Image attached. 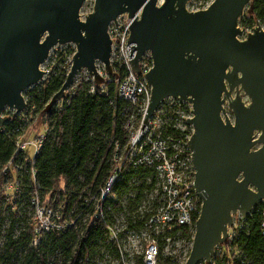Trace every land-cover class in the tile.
Instances as JSON below:
<instances>
[{
  "label": "water",
  "instance_id": "95a60500",
  "mask_svg": "<svg viewBox=\"0 0 264 264\" xmlns=\"http://www.w3.org/2000/svg\"><path fill=\"white\" fill-rule=\"evenodd\" d=\"M83 1L0 0V126L5 107H26L22 91L43 77L40 65L55 44L74 42L75 50L45 111L65 95L79 69L103 82L95 61L111 72L108 24L128 12L132 69L139 70L146 50L153 59L145 72L151 95L142 125L168 96L192 105L187 142L201 205L185 264L209 260L214 244L226 237L231 213L246 215L264 199V28L256 20L244 39L238 37L250 0H212L195 10L186 8L188 0H94L82 19Z\"/></svg>",
  "mask_w": 264,
  "mask_h": 264
},
{
  "label": "built area",
  "instance_id": "2783aa9c",
  "mask_svg": "<svg viewBox=\"0 0 264 264\" xmlns=\"http://www.w3.org/2000/svg\"><path fill=\"white\" fill-rule=\"evenodd\" d=\"M211 1H205L197 9L207 7ZM115 20L116 23L111 20L107 28L111 39V72L105 69L102 61H95L98 73L104 78L99 84L102 88H106L107 82H115L118 97L128 104L122 110L124 119L126 118V121H123L125 126H131L136 120L139 121L135 129V140L138 142L136 153L133 161L129 162L132 171L140 167L151 168L153 173L147 175L145 180L151 182L153 176L155 181L153 186L145 187L141 191L139 199L141 203L138 200L137 187L135 194L128 193L138 202L133 207H127L120 201L117 194L119 191H113L115 179L123 173L119 164L103 185L91 194H86L85 208L81 211L87 212L85 221L93 214L106 224L107 234L101 243L111 245L117 252L120 250V239H123L126 242L125 249L137 253L139 264H185L192 246L195 219L199 215L201 205V197L193 183L195 168L191 158L192 150L187 142L193 131L192 125L186 121V117L192 116L190 111L192 105L186 99L168 96L142 125L151 95V85L147 83L145 72L152 67L153 59L150 51L146 50L138 61L139 70L132 69L128 60L132 58L130 53L132 43L127 42L130 33L128 25L132 17L128 16V12H122ZM249 31L252 29L238 37L244 39ZM43 70L46 75L48 69ZM85 79L92 81L89 90L94 92L97 82L94 81L93 76L88 74ZM226 106L225 103V112ZM7 109L12 110L11 114H4L7 118L15 115L19 118L16 129L21 131V134L15 142L16 151H24L30 144L33 158L46 139L47 130L44 129L43 132L28 137L29 135L25 133L29 121L27 105L21 111L9 107ZM229 117L233 119L232 112ZM6 172V167H3V173ZM35 172V168H32L31 173L35 174ZM32 201L36 205L32 244H37L45 231H64L71 226L72 208L66 216H63L64 202L48 205L42 203L38 195L34 196ZM256 206L260 207L259 230L264 235V199H260ZM121 207L127 209L126 215L120 214ZM254 207L246 215L239 210L232 212V220L226 224L224 240L214 244L209 260L203 258L196 264H264V250L262 258L257 260L248 255L245 249L250 232L248 215Z\"/></svg>",
  "mask_w": 264,
  "mask_h": 264
},
{
  "label": "trees",
  "instance_id": "16d2710c",
  "mask_svg": "<svg viewBox=\"0 0 264 264\" xmlns=\"http://www.w3.org/2000/svg\"><path fill=\"white\" fill-rule=\"evenodd\" d=\"M248 13L252 20L264 23V0H250ZM239 18L242 20V16ZM65 75L64 71L46 77L41 88L27 100V110H40L51 116L53 109L45 111L43 108L59 89ZM91 84L90 79L79 78L73 92L67 93L65 99L57 104L46 139L33 158L28 150L15 149L16 139L21 134L16 129L18 115L7 118L0 126V233L6 212L10 207L13 208L10 227L0 251V264H11L13 259L17 260V264H50L48 256L57 247L63 252L66 264H93L90 256L97 252L107 234L104 221L93 214L82 224L77 237L72 233L71 226H68L64 231H45L39 242L32 244V218L17 236L12 233L14 223L19 218L18 201L23 189L28 187V195L32 200L38 195L40 201L48 205L64 202L63 216H66L74 203L84 210L85 187L91 192L96 191L120 163L113 161L111 165L116 153L114 142L125 140L122 110L128 104L118 97L114 81L107 82L106 88L96 83L94 92L89 90ZM168 131L176 133L171 129ZM3 167L7 169L6 173H3ZM121 167L124 171L115 179L113 191L127 192L133 173H139L142 180L137 185L139 200L141 191L154 184L153 176L151 182L145 180L147 175L153 173L152 169L140 167L132 171L127 158L121 162ZM32 168H35V174L31 173ZM18 173H26L28 180L23 182ZM7 177H11L17 187V180L20 179L19 192L15 187L12 196L1 187ZM260 216V207L255 206L248 215L250 232L245 244L248 255L257 260L262 258L264 250V235L259 230ZM184 230L188 233L186 228Z\"/></svg>",
  "mask_w": 264,
  "mask_h": 264
},
{
  "label": "rangeland",
  "instance_id": "374dc122",
  "mask_svg": "<svg viewBox=\"0 0 264 264\" xmlns=\"http://www.w3.org/2000/svg\"><path fill=\"white\" fill-rule=\"evenodd\" d=\"M160 1V0H159ZM207 0H188L186 3V8L188 10H195L197 9L202 3H204ZM94 5V0H84L81 7H80V17L82 19L85 18V15H87L88 12L92 11ZM242 20L238 21L239 27L242 29V33L239 35L240 37L245 35V32L249 29H252L257 22L264 27V23L260 22L259 20L256 22V20H252L248 13V4L244 7L243 13H242ZM75 49V43L74 42H65V43H59L55 44L51 49L46 57V59L43 61V63L40 65L42 69H48V72L46 75H44L40 80L34 82L33 84L27 86L23 91V96L25 98V101L33 95V93L41 88V85L43 84V81L46 77L49 75L58 74L59 72L65 73L69 69V65L71 62V50ZM62 53L63 56L60 57V54ZM88 75L85 68H81L78 70L74 81L72 85L65 91V95L58 100L56 103H54L51 108L53 109L51 112V116L45 115L44 111L35 110L33 112L27 110V117L29 118V121L27 123V128L25 130L26 135L28 134L30 136L37 135L38 132H43L44 129L47 131L49 130V122L53 121V112L55 110V107L58 103H61L63 99H65L66 94H70L73 92V89L75 88V83L77 81V78H86ZM240 93L242 95V99L245 102H249V97L243 92L242 89H240ZM68 96L66 97L67 100ZM186 106H188L187 103H184ZM3 114L12 113L11 109H7L5 107L2 111ZM226 113L228 116H231V112L229 109H227L226 106ZM124 122L126 121V118L123 119ZM139 123L138 120H136L134 123H132L131 126H125L123 124V136L125 137V140L123 142H120L119 140L114 142V150L116 151L115 157L112 160L111 165L113 166V161L123 162L125 158L128 159V161H133L134 155L136 153V145L137 141L135 129L137 128V124ZM25 135V136H26ZM110 140L112 141V138L110 137ZM26 150L31 153L32 151V145H27ZM20 164V162H19ZM117 164V165H119ZM21 166V165H20ZM122 172L124 171L121 169ZM19 178L21 180L27 181L28 176L26 173H18ZM23 178V179H22ZM82 179V175L80 176ZM20 179L17 180L18 185V192L20 188ZM139 173H133V176L131 180L129 181L130 189L127 192H118V196L120 201H122L123 204H125L127 207L131 206L133 207L138 201L133 200L128 193H136V187L141 182ZM2 188H5V191L9 194V196H12L14 189L16 187V184L13 183V180L11 177L4 178ZM24 188V186L22 187ZM86 194L89 195L92 192L89 190L88 187H85ZM39 200L40 197L38 196ZM141 203V200H139ZM146 202V200H145ZM18 206L20 208V214L19 218L15 221L14 226L12 228L13 236H17L21 230H24L26 227V224L30 219L34 217L35 212V204L30 199L28 195V187L23 189V192L21 193L18 201ZM40 206V204H39ZM122 208V207H121ZM11 209L10 207L8 211L6 212V217L4 219V222L1 227V233H0V251L2 250V245L5 240L6 234L8 232V229L10 227V221H11ZM127 210V209H126ZM124 210V208L119 209L120 214L126 215L127 212ZM87 216L86 211H81V209L77 206L76 203L72 206L71 209V217H72V224H71V231L72 233L77 237L81 231V226L84 223ZM120 247L119 251H115V249L111 245H106L100 242L97 252L90 256V261L93 264H139L137 262V253L131 252L130 249H125L124 244L126 245V242L123 239H120ZM70 241H73L72 238H70ZM124 246V247H123ZM19 254V253H18ZM139 255V254H138ZM48 261L50 264H66L65 257L63 255V252L61 251L60 247L55 248L48 256ZM17 260L13 259L11 264H17Z\"/></svg>",
  "mask_w": 264,
  "mask_h": 264
}]
</instances>
